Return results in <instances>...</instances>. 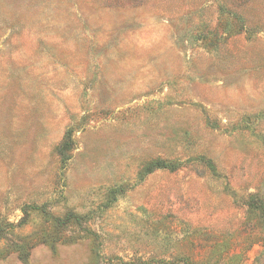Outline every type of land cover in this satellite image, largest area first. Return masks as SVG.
Returning a JSON list of instances; mask_svg holds the SVG:
<instances>
[{
	"label": "rangeland",
	"instance_id": "374dc122",
	"mask_svg": "<svg viewBox=\"0 0 264 264\" xmlns=\"http://www.w3.org/2000/svg\"><path fill=\"white\" fill-rule=\"evenodd\" d=\"M0 264H264V0H0Z\"/></svg>",
	"mask_w": 264,
	"mask_h": 264
}]
</instances>
